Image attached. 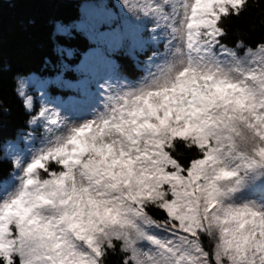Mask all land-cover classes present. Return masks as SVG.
Here are the masks:
<instances>
[{
	"label": "snow or ice",
	"instance_id": "1",
	"mask_svg": "<svg viewBox=\"0 0 264 264\" xmlns=\"http://www.w3.org/2000/svg\"><path fill=\"white\" fill-rule=\"evenodd\" d=\"M118 2L56 24L94 45L74 81L63 46L41 85L13 77L0 264H264V39L225 27L256 0Z\"/></svg>",
	"mask_w": 264,
	"mask_h": 264
},
{
	"label": "trees",
	"instance_id": "2",
	"mask_svg": "<svg viewBox=\"0 0 264 264\" xmlns=\"http://www.w3.org/2000/svg\"><path fill=\"white\" fill-rule=\"evenodd\" d=\"M99 1L113 4V0H0V101L10 110L9 114L0 113V149L16 138L26 120L22 101L14 92V75L32 73L50 78L58 68L60 58L56 49L59 46L72 50L71 57L65 53L62 59L68 66L75 67L94 45L75 31L73 39L57 35L56 24L69 25L79 20L82 4ZM225 27L229 31V43L240 34L246 43L255 46L264 39V0H256L239 19L225 21ZM113 58L130 77L140 75L122 52L114 53ZM75 76L73 71L63 73L66 79H75ZM51 91L56 94L55 89ZM9 168L6 162L0 165V176Z\"/></svg>",
	"mask_w": 264,
	"mask_h": 264
},
{
	"label": "rangeland",
	"instance_id": "3",
	"mask_svg": "<svg viewBox=\"0 0 264 264\" xmlns=\"http://www.w3.org/2000/svg\"><path fill=\"white\" fill-rule=\"evenodd\" d=\"M90 11V12H95V11H107V12H112V13H115L117 16L120 15V4L118 2V0H113V6H109L108 2L107 1H100V2H97V3H91V2H88V3H84L82 6H81V15H80V18L79 20L81 19L82 15L84 14L85 11ZM78 20V21H79ZM76 21V22H78ZM75 22V23H76ZM74 24V23H73ZM87 53V52H86ZM85 53V54H86ZM84 54V55H85ZM67 55V54H66ZM83 55V56H84ZM82 56V57H83ZM112 58H113V54H112ZM141 59H143V57H141ZM65 71H73L75 73V79L77 78V74L76 72L74 71V67H70L68 66L67 70ZM33 78H34V81L36 83L37 86L41 85V83L43 81H45L46 79L45 78H41V77H38V76H35L33 75ZM64 78V77H63ZM65 80H68V81H74L75 79H66L64 78ZM33 94H35L33 92ZM54 95V94H53ZM39 105L37 104V107Z\"/></svg>",
	"mask_w": 264,
	"mask_h": 264
}]
</instances>
